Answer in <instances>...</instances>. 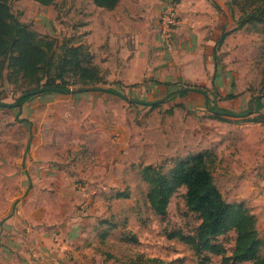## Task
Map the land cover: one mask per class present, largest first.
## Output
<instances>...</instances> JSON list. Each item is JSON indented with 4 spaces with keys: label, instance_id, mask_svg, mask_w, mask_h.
<instances>
[{
    "label": "rangeland",
    "instance_id": "374dc122",
    "mask_svg": "<svg viewBox=\"0 0 264 264\" xmlns=\"http://www.w3.org/2000/svg\"><path fill=\"white\" fill-rule=\"evenodd\" d=\"M131 1L123 0L121 7L130 15L140 9L142 16L120 24L92 0H57L47 7L7 0L12 18L44 38L47 62L27 78L14 67L16 54L5 52L0 103L14 105L57 78L69 90L111 89L128 98L40 93L19 107L0 108V226L33 197L38 206L33 219L45 221L31 228L48 230L49 254H55L48 257L61 264H199L190 246L167 238L170 232L194 236L201 222L186 207V189L171 198L166 216L156 215L141 178L146 166L167 174L178 161L208 153L223 199L253 204L251 188L235 183L256 172L259 146L264 155V128L250 121L254 114L245 115L250 100L264 93V25L240 23L257 14L264 0H137L138 9ZM167 3L180 17L170 48L160 43L157 29ZM94 19L101 25L86 30ZM223 34L215 66L213 49ZM81 57L96 70L94 81L81 80L76 66ZM184 87L206 90L210 101L238 117H216L199 93L166 101ZM154 102L157 107L149 106ZM99 185L104 202L84 212L82 198L93 200L90 192ZM259 229L264 242V217ZM235 237L230 232L214 243L230 256ZM201 258L221 264L209 253Z\"/></svg>",
    "mask_w": 264,
    "mask_h": 264
},
{
    "label": "trees",
    "instance_id": "16d2710c",
    "mask_svg": "<svg viewBox=\"0 0 264 264\" xmlns=\"http://www.w3.org/2000/svg\"><path fill=\"white\" fill-rule=\"evenodd\" d=\"M40 6H51L57 0H32ZM94 6L112 11L121 0H92ZM7 0H0V60L5 52L12 50L15 54L14 67L23 76L30 78L47 62V53L44 46V38L32 31L27 25L15 21L9 11ZM257 14L249 16L241 21L243 26L248 22L257 21L264 25V4L256 10ZM225 34L216 42L213 49V58L216 66L217 49L223 43ZM79 55L81 50H75ZM76 62L80 67L82 81H94L96 70L90 66L82 64L83 58ZM1 62V61H0ZM216 71V67L214 72ZM60 78L50 83H45L42 87L34 91L42 90V94L57 93L62 95L69 94L68 85ZM156 85L169 86L168 83L156 82ZM185 88V87H184ZM183 89V88H182ZM179 89L170 92L166 101L176 98L184 99L196 92H182ZM206 93L202 95L204 106L216 117H238V115L219 108L213 101L209 100L206 90L197 88ZM91 88V92H100L109 96H117L114 90ZM33 91V92H34ZM30 93V92H28ZM20 100V106L31 100L32 96H26ZM215 97L217 93L214 92ZM119 96V95H118ZM158 102L149 104L157 107ZM264 107L262 99L254 102L255 118L250 120L253 123H263L264 116L259 113ZM249 110V109H248ZM246 111V113L248 112ZM240 116V115H239ZM241 117V116H240ZM214 164L213 157L208 153L189 156L184 160L178 161L174 167L164 174L160 169L153 166H146L141 170V178L148 185L147 201L158 216L164 217L168 213V206L171 198L180 188H185V202L187 209L200 218V224L194 236H186L181 232H170L168 239H177L191 247L195 252L199 264H207L206 259H202L203 253H209L221 258V264H264V257L261 250L264 242L259 236L257 229V219L255 215L243 203H228L223 199L214 183L211 173V166ZM127 194H118L117 198H127ZM234 232L235 246L230 256L226 255L225 249L214 243L218 237ZM152 264H160L157 260H150Z\"/></svg>",
    "mask_w": 264,
    "mask_h": 264
},
{
    "label": "crops",
    "instance_id": "0c3cea01",
    "mask_svg": "<svg viewBox=\"0 0 264 264\" xmlns=\"http://www.w3.org/2000/svg\"><path fill=\"white\" fill-rule=\"evenodd\" d=\"M121 2L119 5L112 11L103 10L109 13V17H111L115 22H120V24L129 23L131 24V18L136 19L134 16L139 15L142 16V10L135 12V14H131L121 7ZM133 7L140 8L138 6V1H131ZM141 14V15H140ZM159 15V14H158ZM136 20H139L136 19ZM96 23L100 24L101 21L99 19H94L90 23L87 24L86 30L95 29ZM101 25V24H100ZM128 29L127 27H124ZM129 31V30H128ZM130 32V31H129ZM116 34V33H113ZM263 102V101H262ZM264 104V103H263ZM261 116H264V107L259 113ZM256 116V115H255ZM259 125L260 129L264 128L263 123H256ZM259 150L261 156H258L256 161V172L254 174L245 177L243 180L235 183L236 188L247 187L251 188L252 192H254L253 204L251 203L250 207L244 204L243 202H228V203H243L256 217L257 219V229L260 231L259 225L262 217H264V155L263 148L259 146ZM33 166V165H32ZM254 170V169H253ZM108 172H106V180H108ZM35 177V176H34ZM96 176L93 177V179ZM103 179L102 176L96 178L97 182ZM101 185L97 187L94 191L90 193L92 195H96L93 200L91 198H82L81 203L83 204L84 212H89L93 208L90 206L91 203H95L99 206L98 202H104L105 198L103 197L102 191L99 190ZM23 192H25V188L22 187ZM35 190V189H34ZM107 190V189H106ZM106 198L111 197L106 195ZM18 198V197H17ZM104 199V200H103ZM33 197H28L26 200L21 201V209L16 212V214L8 219H6L0 226V264H61L57 259H51L48 256L51 254L54 257V252H50L49 254V234L48 230L43 228H37L36 230L31 228V224H42V221L45 219L42 218V221H39L37 217L34 220L33 215L38 209L37 204L34 202ZM37 208V209H36ZM36 209V210H35ZM94 210V209H93ZM24 229L26 232H24Z\"/></svg>",
    "mask_w": 264,
    "mask_h": 264
},
{
    "label": "built area",
    "instance_id": "2783aa9c",
    "mask_svg": "<svg viewBox=\"0 0 264 264\" xmlns=\"http://www.w3.org/2000/svg\"><path fill=\"white\" fill-rule=\"evenodd\" d=\"M180 25V17L176 6L167 3L160 11L158 16V32L160 43L166 48H170L175 28Z\"/></svg>",
    "mask_w": 264,
    "mask_h": 264
},
{
    "label": "water",
    "instance_id": "95a60500",
    "mask_svg": "<svg viewBox=\"0 0 264 264\" xmlns=\"http://www.w3.org/2000/svg\"><path fill=\"white\" fill-rule=\"evenodd\" d=\"M82 91H89V89H87V90H69V93L82 92ZM102 91H105L106 92L108 90L107 89H102ZM181 91L182 92H196V93H202V94L206 95V93L204 91L199 90L197 88H192V87H185ZM42 92H43L42 90H40V91H34V92L27 93L26 96H33V95L40 94ZM119 97H121L124 100H128V98L125 97V96L119 95ZM22 98H23V96L19 97L14 105H8V104L0 103V108L19 107L20 106V100ZM262 98H264V93L261 94V95H258L256 97H253L250 100L249 110H248V112L245 115H253L254 114V102L257 101V100H260ZM160 102H162V101H160ZM138 103H141V102H138Z\"/></svg>",
    "mask_w": 264,
    "mask_h": 264
}]
</instances>
